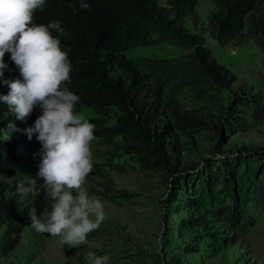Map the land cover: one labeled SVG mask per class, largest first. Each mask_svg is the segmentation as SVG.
<instances>
[{"label": "trees", "instance_id": "16d2710c", "mask_svg": "<svg viewBox=\"0 0 264 264\" xmlns=\"http://www.w3.org/2000/svg\"><path fill=\"white\" fill-rule=\"evenodd\" d=\"M85 2L90 9H81L80 0H46L34 19L44 25L61 21L70 33L69 37H59L72 65L66 86L80 97L76 107L96 113L97 117L88 119L95 125V140L110 145L120 140L124 153L135 156L141 165L174 177L175 192L183 194L179 204L202 214L182 223L184 237L191 236L194 229L208 231L207 222L213 217L227 223L233 236L226 239L236 243L255 226V219L247 221L245 207L251 189L258 191L256 183L262 173L256 171L252 184L248 170L239 172L247 162L241 155L224 159L207 176L199 173L181 178L171 164L165 141L174 134H209L218 142L217 151L223 153L231 134L264 124V96L234 92L236 76L214 57L201 34L188 29V18L199 21L198 0H166V6L159 0ZM212 2L216 6L208 19L212 38L221 46H239L254 38L264 54V0ZM53 35L57 33L53 31ZM163 44L181 47L186 53L171 58L126 55L131 49ZM4 62L9 82L22 79L10 53L5 54ZM9 91L0 78V95ZM9 111L1 100L0 118ZM41 114L37 106L14 129L4 128L0 122V231L5 229L0 255L16 248L28 225V209L20 203L17 182L36 176L41 144L36 134L29 140L23 130L34 127ZM111 117H115L113 125L109 123ZM8 178L11 181L5 182ZM218 184L221 186L216 188ZM226 187L233 193L230 200ZM25 200L33 204L32 194ZM99 234L101 231L95 230L89 235ZM215 236L208 234V243L219 245ZM178 251L189 254L190 250L178 247ZM131 258L138 262L136 256ZM165 264L184 262L175 256Z\"/></svg>", "mask_w": 264, "mask_h": 264}, {"label": "rangeland", "instance_id": "374dc122", "mask_svg": "<svg viewBox=\"0 0 264 264\" xmlns=\"http://www.w3.org/2000/svg\"><path fill=\"white\" fill-rule=\"evenodd\" d=\"M159 1L161 6H166V0ZM215 10L212 0H198L199 21L195 23L194 17L188 18V29L201 34L214 57L236 76L237 81L232 86L234 92L264 96L263 52L254 38L239 46L219 45L208 28L209 16ZM184 53L181 47L163 44L131 49L126 55L130 58H171ZM3 72L1 80L9 81L5 69ZM225 96L228 98L227 93ZM76 110L87 119L97 117L92 109L76 107ZM18 121L11 111L0 118L7 129L16 128ZM109 123L115 124V117H111ZM119 142L110 145L95 140L91 144L93 169L84 188L90 197L100 199L104 205L106 219L97 229L101 234L88 235L85 245L73 248L62 245L50 234L36 233L29 219L16 248L7 255H0V264H89V251L98 256L108 255L110 264H165L175 256H181L184 264H264V124L231 134L223 153L217 151L218 142L209 134L192 137L174 134L165 141L171 164L181 178L199 173L207 176L221 166L224 159L241 155L247 162L242 163L239 172L248 170L252 184L256 171L262 173L256 183L258 191L255 187L251 189L245 207L247 221L255 219V226L233 244L226 239L233 236L232 229L213 217L208 218V231L194 229L191 236L184 237L180 230L182 223L200 218L202 214L179 204L183 194L175 192L174 177L141 165L135 156L124 153ZM28 169L29 166L25 170ZM37 183V187H41L43 180L38 179ZM232 195V190L228 189L227 200ZM32 199L38 215L46 207L50 209L43 191L32 193ZM4 231H0V241ZM210 233L216 234L215 238L221 242L219 245L208 243ZM178 247L189 249V254L179 252ZM131 256H136L138 262Z\"/></svg>", "mask_w": 264, "mask_h": 264}, {"label": "clouds", "instance_id": "9594fccd", "mask_svg": "<svg viewBox=\"0 0 264 264\" xmlns=\"http://www.w3.org/2000/svg\"><path fill=\"white\" fill-rule=\"evenodd\" d=\"M45 3L46 0H0V77L7 68L6 53H10L22 77L4 81L10 91L0 100L21 121L37 106L42 110L34 127L23 130L29 140L36 134L41 144L39 170L32 179L17 182V193L36 233L50 234L62 245L74 248L87 243L88 235L99 229L106 214L102 201L90 197L84 188L93 169L95 125L76 110L80 97L66 86L72 65L59 37H69L70 33L61 21L47 25L35 22L34 14L43 11ZM80 7L90 9L85 0H80ZM38 179L43 180L41 187H37ZM41 191L50 209L46 207L38 215L32 201L25 198ZM110 259L91 251L87 254L89 264H110Z\"/></svg>", "mask_w": 264, "mask_h": 264}]
</instances>
